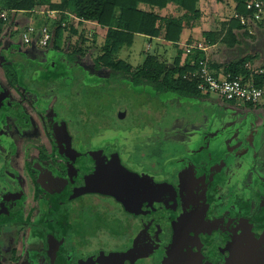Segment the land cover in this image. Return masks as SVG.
<instances>
[{"label": "rangeland", "instance_id": "1", "mask_svg": "<svg viewBox=\"0 0 264 264\" xmlns=\"http://www.w3.org/2000/svg\"><path fill=\"white\" fill-rule=\"evenodd\" d=\"M228 7L211 4L208 16L202 20L200 29H197L193 39L204 44L206 38L201 36L203 33L213 32L219 27L220 17L228 19L227 16H233L234 12ZM17 24L25 25L27 22L19 18ZM262 27L254 39V36H248L237 50H226V46L222 45L217 55H221L223 63L242 54L250 55L258 61L264 60V26ZM23 30L22 26L13 28L11 31L15 35L13 40L9 38L10 32L4 33V37L0 39L2 43L0 61L7 54L16 53L11 44L19 41V35ZM106 33L107 31L100 27L91 31L89 39L94 40L95 44L87 42L83 46L84 57L77 61L76 68L90 74L91 81L81 80V76L76 73L77 79L80 80L75 79L74 83L57 82L60 73L74 68L72 64L61 60L66 57L69 47L77 40L76 37L69 39L71 38L69 33L63 39L65 52L48 47L37 49L41 58L33 64L29 62L24 65V82L19 88L10 87L0 67V100L5 102L0 111L3 108L7 113H4L7 121L4 127L0 128V176H3L0 178V202H3L2 198L5 196L4 203L7 206L0 212V261L3 258H11L13 252L19 250L18 257L23 263H26L28 257L35 264L42 263L44 241L39 236L41 231L25 224L40 221L45 208L51 209L54 206L48 194L32 180L33 173L38 171L41 148L50 155V161L56 164L62 177L68 179L61 149L52 131L51 123L57 115L69 120L70 131L76 144H83L88 149L91 139V147L96 151L104 147H113V151L118 149L125 164L141 172L148 179L154 181L167 179L180 186L179 182L189 178L191 183L193 173L208 171L209 177L214 181L211 190L215 195L220 193L226 196V211L231 210L233 207L231 204L238 199L241 208L249 211L254 219L260 217L264 220V206L262 211L257 207V198L260 195L264 196V133L250 150L236 152L234 141L239 139L243 142V133L240 129L239 131L234 129V133L224 134L225 120L222 110L202 107L195 101L199 114L193 117L187 115L190 108L184 107L187 99L174 103L173 97L158 94L152 88H135L124 82L108 85L107 72H96L94 69L95 60L102 55V40ZM147 43L151 44V49ZM152 54L162 62L172 64L177 50L173 46L149 42L139 35L133 46L124 49L119 58L136 69L142 65L146 56ZM34 59L33 55L32 61ZM8 62L16 69L17 63L23 60L14 55L8 58ZM45 78H52L55 83L46 87L43 84ZM211 96L216 101H222L218 95ZM175 108L176 111H180L176 112ZM121 111L125 115H120ZM212 141L213 145L210 143ZM247 143L250 145V141ZM218 155L222 156L221 160L216 159ZM255 164L258 165L257 169L252 168ZM222 168L225 174L219 176ZM187 173L189 177H186ZM35 191L40 192L37 198L34 197ZM15 194L21 197L20 201L18 198L14 200ZM11 199L12 206L8 205ZM259 200L264 203V197H260ZM91 203V198L81 202L80 205L85 208L84 213L90 211ZM96 207V212L105 215L101 222L102 228L97 235L96 231H88L86 235L87 239L91 238L90 240H84L82 232L72 231L69 238L78 248L100 245L102 242L97 244L98 241L93 238L103 240L104 236H109L106 232L109 233L113 224L111 217L104 212L101 204ZM121 218L124 219L123 216ZM133 231L134 241L145 237L137 224ZM125 235L124 231L120 234L119 230L114 238L124 240ZM18 239H21L22 246L19 249H12ZM7 242L10 247L8 249Z\"/></svg>", "mask_w": 264, "mask_h": 264}, {"label": "trees", "instance_id": "2", "mask_svg": "<svg viewBox=\"0 0 264 264\" xmlns=\"http://www.w3.org/2000/svg\"><path fill=\"white\" fill-rule=\"evenodd\" d=\"M207 1L210 5L215 3L220 6H229L228 8L241 15L253 14L247 10L245 0H0V39L4 37V33H11L16 26H22L24 29L19 35V41L11 42V48L16 53L7 54L0 61V67L10 87L19 88L24 82V65L29 62L33 64L41 58L37 50L42 48L38 46L39 33L46 27L52 35L49 49L65 52L63 39L66 34L71 35L69 39L77 38L74 45L69 47L66 57L61 59L72 64L74 68L60 73L57 82L74 83L77 79L76 73L81 76V80L91 81L92 76L78 70L76 65L77 61L84 57L83 46L87 42L95 44L94 40L89 39V33L100 27L107 33L102 40V55L95 60L94 69L96 72H107L108 85L124 82L135 88H152L158 94L167 93L183 98L211 96L212 94L209 93L203 94L198 89L196 81L185 79L186 76L198 70L199 61L205 56V53L199 50L186 55V48L200 43L199 40L193 39V35L197 29H200L202 20L208 16L209 8L201 7V4ZM3 13L6 14L4 18L1 16ZM19 18H23L27 24H17ZM229 18L227 23H220L215 32H206L201 35L206 38L204 43L211 47L207 52L208 63L217 74L231 73L233 77H251L258 70V67L252 64L255 58L242 54L240 58L225 66L218 65L212 57V47L221 44L234 48L240 43L239 35L244 38L254 36V39L258 30L264 26V16L262 21H254L251 28L242 26L232 16ZM31 27L34 28V33L31 34L32 41L25 44L23 37ZM139 35L149 37L150 40H160L176 48L177 56L172 63L173 67L162 62L155 54L146 56L142 65L136 69L121 60L119 58L121 52L131 48ZM14 37L12 33L9 36L10 40ZM14 55L23 60L17 63L16 69L8 62V58ZM33 55L35 59L32 61ZM248 64L249 68H247ZM261 68L264 69V66ZM52 83H55L52 78H45L43 84L49 87ZM41 97L44 98L43 95ZM4 104V100H0V108L5 106ZM233 104L250 106L235 102ZM4 113L2 108L0 128L4 127L7 121L5 117L7 113ZM38 163L40 167L51 164L50 155L44 148H41ZM33 174L35 177L36 173Z\"/></svg>", "mask_w": 264, "mask_h": 264}, {"label": "flooded vegetation", "instance_id": "3", "mask_svg": "<svg viewBox=\"0 0 264 264\" xmlns=\"http://www.w3.org/2000/svg\"><path fill=\"white\" fill-rule=\"evenodd\" d=\"M57 118L61 119L58 121ZM57 118L51 123L52 131L61 149L62 162L66 166L65 173L68 179L62 177V173L58 172L56 164L54 165L52 161H50L51 164L47 167L38 166V171L35 172L36 176L32 177V180L35 185L41 186L43 191L48 194L54 206L51 209L45 208L40 221L35 223L27 222L25 224V226H30L32 229L41 231L39 236L43 238L44 249L42 252L43 260L40 264H162L173 246L174 223L179 222L180 218L185 214L196 211L200 212L206 206L208 207L203 216V221H196L192 225L193 229L197 232L198 240L191 245L193 254L189 258L190 263L182 261L173 264H228L229 249L235 245L234 238L236 236L242 237L248 235L254 238L256 242L264 239V220L260 219V217L259 219H254L249 211L241 208L238 199L231 204L233 206L231 210L226 211V196L220 193L215 195L211 190V185L214 181L209 175L205 176L203 173L195 176L194 174L191 183L189 182V178L186 181L179 182L180 186L167 179L161 181L148 179L141 172L126 165L118 149H114L113 151V147H104L100 151H96L91 147V139H89L88 149L83 144H76L75 138L70 131L69 120L59 115H57ZM63 121L67 122L69 133L72 136V147L77 152V155L80 156L66 157V147L64 144H60L59 138L55 135V130L60 127ZM116 152L120 154L122 164L126 168L140 174L146 180L152 182L167 181L177 187L179 206L174 215L163 204H155L149 208L145 206L130 213L115 199L108 196L88 194L75 198L76 190L84 186L85 177L94 171L96 162L103 156L109 157ZM41 168H46L52 174L53 179L44 177ZM2 177L0 176V178ZM186 177H189V173H187ZM186 177L184 176V178ZM38 193L40 192L35 191V198H37ZM260 197L264 196L260 195ZM260 197L257 198V207L259 211H262L264 203L260 202ZM17 198L19 201L21 200V197L15 194L14 200ZM89 198L92 199V206L89 208V212L84 213L83 210L85 208H82L80 204ZM2 200L3 202H0V212L7 208L4 203L6 201L5 196ZM11 203L12 199L8 205H11ZM99 204L103 206L104 212H107L113 223L110 226L109 233L106 232L109 236H104L103 240L94 237L93 240L98 241L97 244L102 242L100 245L94 244L88 248L76 247L75 244L71 243V239L69 238V234L72 231L82 232L85 240L87 239L86 233L88 231H96L95 235H97L102 228L101 222L105 215L95 211L97 210L96 206ZM9 215L11 216L10 213ZM136 224L142 230L145 237L134 241L135 234L133 230ZM22 225L24 226L23 223ZM104 229H106V226ZM119 230L120 234L123 231L125 232L124 240L114 238L115 234L119 233ZM90 239L88 238L87 240ZM9 242L6 244L7 249L10 248L8 247ZM21 246V239H18V242L14 243L12 249H19ZM139 246L145 247V251H148V253L151 252L149 247L153 250L148 255L147 263L141 259L143 253L135 257H133L134 254L131 255V250ZM243 246H246V244ZM120 253L128 254L129 258L121 262L116 260L114 258L115 255ZM18 255L19 250L14 251L11 258H3L0 263L35 264L29 257L26 263H23V260ZM110 256L111 258L109 259L108 257Z\"/></svg>", "mask_w": 264, "mask_h": 264}, {"label": "water", "instance_id": "4", "mask_svg": "<svg viewBox=\"0 0 264 264\" xmlns=\"http://www.w3.org/2000/svg\"><path fill=\"white\" fill-rule=\"evenodd\" d=\"M124 113L120 112L123 116ZM125 115V114H124ZM60 144L66 147V157H77V152L72 147V136L69 133L67 122L63 121L55 130ZM46 178H52V174L41 168ZM53 179V178H52ZM88 194H99L115 199L127 212L139 210L142 207H153L155 204H163L173 215L179 206L177 187L167 181L152 182L143 178L140 174L129 170L122 164L118 152L109 157L103 156L96 162L94 171L85 177L84 186L77 189L75 198ZM200 212H191L182 216L179 222L173 225V246L162 264H173L178 262L190 263L192 256V243L198 240L197 232L193 229L194 222H202L206 208ZM233 247L229 249L228 264H264V239L256 242L254 238L244 235L234 238ZM233 243V244H234ZM246 244V246H243ZM145 247L139 246L131 250V255H142L143 262L147 263L150 253ZM109 259L111 258L108 257ZM116 260H127L128 254L115 255Z\"/></svg>", "mask_w": 264, "mask_h": 264}, {"label": "built area", "instance_id": "5", "mask_svg": "<svg viewBox=\"0 0 264 264\" xmlns=\"http://www.w3.org/2000/svg\"><path fill=\"white\" fill-rule=\"evenodd\" d=\"M247 10L253 12L252 15H241L237 12L233 13V19L241 23L242 26L251 28L253 22H260L264 16V0H245ZM6 14L1 16L4 18ZM34 33V28L31 27L28 33H25L23 40L25 44L31 43V34ZM38 46L43 48L48 47L52 35L48 28H44L39 33ZM151 49V44L148 45ZM211 47L205 43H199L195 46L186 48V55H190L194 50H199L205 53L204 58L200 59L198 70L186 76L187 80H194L198 83V89L203 94L218 95L222 101L228 103H242L258 107L264 104V69L260 68L255 71L254 75L233 77L231 73L217 74L209 63L207 52ZM249 68V66H247Z\"/></svg>", "mask_w": 264, "mask_h": 264}, {"label": "crops", "instance_id": "6", "mask_svg": "<svg viewBox=\"0 0 264 264\" xmlns=\"http://www.w3.org/2000/svg\"><path fill=\"white\" fill-rule=\"evenodd\" d=\"M201 7L210 8V2L207 1V2L202 3ZM232 11L234 12V10H232ZM227 17H228V19H230L229 16H227ZM228 19L226 17L225 18L220 17V20H221L220 23H223V22L227 23ZM216 30H218V27L213 32H215ZM239 36H240V39H241L240 40L238 38L240 40L239 44H236V46L234 48H228L225 45L226 46L225 49L232 51V50H237L238 48H240L239 46L241 44H244L243 40H245L247 38H244L242 35H239ZM141 37L149 40V42H154V43L159 42V45H163V46L165 45V46L169 47L168 44H166V43H164V42H162L160 40H156V39L155 40H150L149 37H145V36H141ZM148 44L149 43H147V45ZM221 46L222 45L219 44V45H217V47L216 46L212 47V57H213L214 61L217 62L218 65L225 66L226 64L231 63V62H233V61H235V60H237L238 58L241 57V56H238L234 60H230L229 62L223 63V61L220 58L221 55H217V52L219 50L221 51ZM223 53H225V52H223ZM176 56H175V58H176ZM175 58H174V60H175ZM249 64L247 66H250ZM252 64L254 66L258 67V69H259V68L264 66V60H259V61L255 60L254 62H252ZM169 65L172 66V64H169ZM221 71H223V70L221 69ZM165 94L167 96L173 97L172 99L174 100V103L175 102L176 103H180V101H182V99L183 100L187 99L184 102V107H189L190 108L187 111V115H191L193 117H197L198 114H199V112H198V110L196 108L197 106L195 104V101H198L199 105H201L202 107H206V108L209 107L211 109L212 108H216L218 110H222L223 111L224 120H225L224 126H223L224 134H229L230 132L234 133L233 132L234 129H236L237 131H239V129H240L241 133H243V137H244L243 142H242V140H239V139L234 141V144H236L235 148H237V149H235V151L237 150L236 152L243 151V150H250L252 148V146L255 145L259 141L260 135L262 133H264V104H262V105H260L258 107L239 106V105H236V104H233V103H228V102H225V101H223V102L222 101H216V100H214L213 96H201V97H194V98H183V97H179V96L169 95L167 93H165ZM175 111H176V108H175ZM177 111H180V110H177ZM180 113H182V112H180ZM174 115L177 116L176 114H174ZM213 117H214V114L212 115V118ZM245 136L246 137L248 136L249 139L246 138ZM248 141H250V145H249V143H247ZM210 143H211V145H213L214 141H212ZM220 156L221 155H218V157H216V159L217 160H221L222 156L221 157ZM224 157L225 156L223 155V158ZM257 166L258 165L255 164L254 166H252V168L253 169H257ZM224 168H222L220 170V172L218 173L219 176L225 174V170H223ZM203 173H204L205 176L209 175L208 171L207 172H203ZM203 173H198L197 172V174H195V176L203 174ZM193 175H194V173H193Z\"/></svg>", "mask_w": 264, "mask_h": 264}]
</instances>
